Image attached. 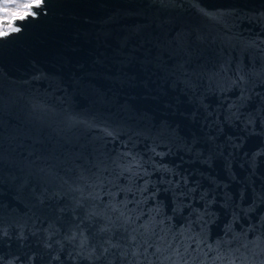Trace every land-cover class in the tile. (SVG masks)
I'll list each match as a JSON object with an SVG mask.
<instances>
[{"label": "water", "instance_id": "obj_1", "mask_svg": "<svg viewBox=\"0 0 264 264\" xmlns=\"http://www.w3.org/2000/svg\"><path fill=\"white\" fill-rule=\"evenodd\" d=\"M0 264H264V0H47L0 40Z\"/></svg>", "mask_w": 264, "mask_h": 264}, {"label": "snow or ice", "instance_id": "obj_2", "mask_svg": "<svg viewBox=\"0 0 264 264\" xmlns=\"http://www.w3.org/2000/svg\"><path fill=\"white\" fill-rule=\"evenodd\" d=\"M47 7V0H0V40L19 34L29 19H36Z\"/></svg>", "mask_w": 264, "mask_h": 264}]
</instances>
